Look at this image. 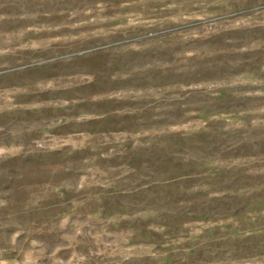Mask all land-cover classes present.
Masks as SVG:
<instances>
[{
  "label": "rangeland",
  "instance_id": "rangeland-1",
  "mask_svg": "<svg viewBox=\"0 0 264 264\" xmlns=\"http://www.w3.org/2000/svg\"><path fill=\"white\" fill-rule=\"evenodd\" d=\"M0 264H264V0H0Z\"/></svg>",
  "mask_w": 264,
  "mask_h": 264
}]
</instances>
